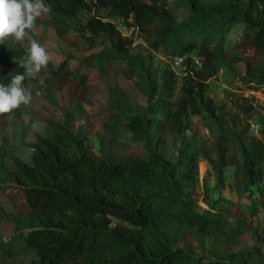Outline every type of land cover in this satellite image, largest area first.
Instances as JSON below:
<instances>
[{
	"label": "trees",
	"instance_id": "obj_1",
	"mask_svg": "<svg viewBox=\"0 0 264 264\" xmlns=\"http://www.w3.org/2000/svg\"><path fill=\"white\" fill-rule=\"evenodd\" d=\"M170 2L45 0L61 37L71 28L91 45L96 43V38L106 37L112 44L113 60L122 58L137 64L127 52L131 42L122 38L115 25L107 21L111 19L146 33L157 50L198 57L202 68L192 70L185 77L182 97L176 103L172 99L177 91V78L174 72H167L154 103V119L146 114L127 119L126 127L133 140L146 145L148 161L94 160L88 155L85 139L71 130L73 116L69 109L63 121H49L51 134L37 141L31 164L16 161L9 174L4 172L8 179L3 183L14 184L30 208L27 216L32 224L19 239L25 250L38 255L33 264H254L247 257L249 253L207 260L188 248L178 247L179 240L169 226L172 221L190 228L198 225L207 231L218 225L219 218L199 214L196 203L184 197L174 185L176 165L167 167L160 159L167 133H185L188 114L223 124L225 113L206 96L207 83L218 74L217 63L224 47L223 37L217 41L206 35L219 20L229 26L245 27L234 45V59L246 64L247 85L254 88L264 85V0H232L228 3L231 12L227 21L221 19L224 6L203 8L191 0L192 16L181 26L173 22ZM87 12L94 16L82 25L79 18ZM26 55L8 37L0 43V84L6 85L12 76L24 72L19 61ZM66 66L63 64L56 70L55 76L68 81ZM28 82L26 79L24 84ZM240 109L250 119L256 116L253 106ZM260 121L264 139V117ZM117 124L118 119L112 116L107 129L113 143L118 138ZM219 131L217 160L209 156L205 159L223 184L224 169L230 165L231 138L223 129ZM244 155L246 165L242 172L238 170L237 184L250 189L263 182L264 140H251ZM188 167L186 177L198 178L197 155L190 157ZM0 250L14 255L2 245Z\"/></svg>",
	"mask_w": 264,
	"mask_h": 264
},
{
	"label": "rangeland",
	"instance_id": "obj_2",
	"mask_svg": "<svg viewBox=\"0 0 264 264\" xmlns=\"http://www.w3.org/2000/svg\"><path fill=\"white\" fill-rule=\"evenodd\" d=\"M196 1L203 8L224 6L221 19H229L228 3L232 0ZM170 4L174 24L184 25L192 16L191 0H171ZM93 16L94 13L87 12L80 16L79 23L85 25ZM107 21L115 25L122 38L131 42L127 52L137 60L136 66L127 59L113 60L112 44L106 37L96 38V43L91 45L72 28L61 37L51 12L37 18L33 29L26 30L23 41L16 42L8 37L26 54L31 41L36 40L45 48L50 60L40 73L27 79L29 82L25 86L32 92L31 102L0 114V245L14 254L11 256L0 250V264H33L38 260V255L25 250L19 239L32 224L27 216L30 208L21 191L14 184L3 181L8 179L4 172L9 174L16 161L31 164L35 144L51 134L49 121H63L70 109L72 132L85 139L88 155L96 161H148L146 145L133 140L126 127L127 119L138 114L154 119V103L167 72H174L177 78V91L172 99L176 103L182 97L185 77L192 70L202 68L201 60L194 55L181 57L171 55L166 49L157 50L148 35L137 27H128L121 20ZM244 30L242 24L229 26L219 20L206 35L217 41L224 38L217 63L218 74L207 83L206 94L219 111L225 113L223 124L188 114L185 133H167L160 162L170 168L176 165L174 185L184 197L196 203L195 210L199 214L219 218L218 225L207 231L198 225L190 228L172 221L169 226L179 240L178 247L188 248L207 260L249 253L247 257L252 259L251 263L261 264L264 262V177L263 182L250 189L237 184V173L246 165L244 154L251 140H264L260 121L264 117V85L255 88L247 85V66L234 59V45ZM63 64L69 71L68 81L55 76ZM242 106H253L256 116L248 118L240 109ZM112 116L118 119L115 143L107 129ZM219 128L231 138L228 144L230 165L224 169L223 184L205 159L209 156L217 160ZM193 154L198 157L199 177L189 179L186 172Z\"/></svg>",
	"mask_w": 264,
	"mask_h": 264
},
{
	"label": "clouds",
	"instance_id": "obj_3",
	"mask_svg": "<svg viewBox=\"0 0 264 264\" xmlns=\"http://www.w3.org/2000/svg\"><path fill=\"white\" fill-rule=\"evenodd\" d=\"M51 12L45 0H0V43L7 37L21 42L26 30L35 26L37 18ZM50 57L43 46L32 40L25 58L19 61L23 73L12 76L8 84H0V114L9 113L32 100L31 90L24 81L36 76L49 63ZM16 63V61H15Z\"/></svg>",
	"mask_w": 264,
	"mask_h": 264
},
{
	"label": "built area",
	"instance_id": "obj_4",
	"mask_svg": "<svg viewBox=\"0 0 264 264\" xmlns=\"http://www.w3.org/2000/svg\"><path fill=\"white\" fill-rule=\"evenodd\" d=\"M196 62H197V64H199V60ZM1 218H2V214H1V207H0V220H1Z\"/></svg>",
	"mask_w": 264,
	"mask_h": 264
}]
</instances>
